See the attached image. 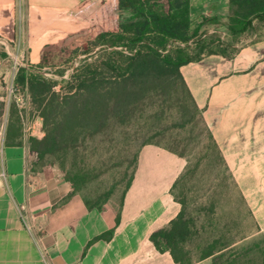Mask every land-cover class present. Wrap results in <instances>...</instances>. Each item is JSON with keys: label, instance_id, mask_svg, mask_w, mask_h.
<instances>
[{"label": "crops", "instance_id": "0c3cea01", "mask_svg": "<svg viewBox=\"0 0 264 264\" xmlns=\"http://www.w3.org/2000/svg\"><path fill=\"white\" fill-rule=\"evenodd\" d=\"M81 1L0 0V39L15 42L37 62L45 44L86 26L71 13ZM188 4L190 33L231 38L226 30L229 0ZM253 23L255 29L236 38L242 44L233 57L205 55L179 68L233 170L236 162L250 161L264 147V21ZM26 156L24 143L0 149V171L6 173L0 182V264H177L169 251L153 245L150 234L166 227L180 210L171 192L184 166L180 156L143 145L116 212L88 207L63 177L29 175ZM111 228L108 239H96ZM213 256L191 264H210Z\"/></svg>", "mask_w": 264, "mask_h": 264}, {"label": "rangeland", "instance_id": "374dc122", "mask_svg": "<svg viewBox=\"0 0 264 264\" xmlns=\"http://www.w3.org/2000/svg\"><path fill=\"white\" fill-rule=\"evenodd\" d=\"M67 45L66 50L48 52L38 67L39 59L31 62L26 49L0 39V149L18 132L29 175L72 178L84 200L116 212L139 149L161 146L184 161L171 192L191 223L192 235L184 246L190 262L211 251L210 264H264V147H258L250 161L229 168L180 83L153 88L103 119L79 117L68 123L58 117L54 122L50 115L44 126L42 106L15 83L17 68L38 69L56 81L54 90L59 92L85 56L69 53L72 45L85 48V42ZM190 51L196 50L191 46ZM242 172L249 175L237 176Z\"/></svg>", "mask_w": 264, "mask_h": 264}, {"label": "trees", "instance_id": "16d2710c", "mask_svg": "<svg viewBox=\"0 0 264 264\" xmlns=\"http://www.w3.org/2000/svg\"><path fill=\"white\" fill-rule=\"evenodd\" d=\"M71 13L81 17L86 26L45 44L37 65L43 66L51 50H66L67 43L73 44L74 40L85 42V48L72 45L69 50L70 54L85 56L64 80L61 90L55 91L56 81L45 78L34 67L19 66L15 76V83L27 89L31 101L42 106L44 126L50 115L54 122L58 117L68 123L79 117L103 119L118 106L144 97L153 88L180 83L217 147L179 68L205 55L229 59L239 47L225 41L221 33H198V30L190 33L188 0H82ZM254 20L264 21V0H229L226 30L231 39L236 41L246 30L255 29ZM191 46L196 50L194 53ZM19 136L18 132L11 133L5 145L21 144ZM41 155L42 152L37 153ZM64 179L71 184L72 192H76V182L69 177ZM84 201L88 207H94ZM118 218L117 214L115 223ZM112 232L111 228L96 239H108ZM191 235V223L181 208L166 227L150 234V240L158 250L169 251L177 264H191L184 247ZM212 254L209 251L202 258Z\"/></svg>", "mask_w": 264, "mask_h": 264}, {"label": "built area", "instance_id": "2783aa9c", "mask_svg": "<svg viewBox=\"0 0 264 264\" xmlns=\"http://www.w3.org/2000/svg\"><path fill=\"white\" fill-rule=\"evenodd\" d=\"M2 144H1V148H2ZM6 178V173H5V171H3V170H1L0 171V182L2 181V180H4Z\"/></svg>", "mask_w": 264, "mask_h": 264}]
</instances>
